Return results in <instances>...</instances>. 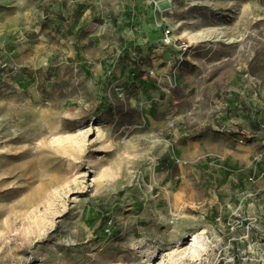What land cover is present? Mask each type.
Masks as SVG:
<instances>
[{
  "label": "rangeland",
  "instance_id": "obj_1",
  "mask_svg": "<svg viewBox=\"0 0 264 264\" xmlns=\"http://www.w3.org/2000/svg\"><path fill=\"white\" fill-rule=\"evenodd\" d=\"M0 264H264V0H0Z\"/></svg>",
  "mask_w": 264,
  "mask_h": 264
},
{
  "label": "bare ground",
  "instance_id": "obj_2",
  "mask_svg": "<svg viewBox=\"0 0 264 264\" xmlns=\"http://www.w3.org/2000/svg\"><path fill=\"white\" fill-rule=\"evenodd\" d=\"M191 238H192V241H193V240H196L197 236L193 235V236H191Z\"/></svg>",
  "mask_w": 264,
  "mask_h": 264
},
{
  "label": "crops",
  "instance_id": "obj_3",
  "mask_svg": "<svg viewBox=\"0 0 264 264\" xmlns=\"http://www.w3.org/2000/svg\"><path fill=\"white\" fill-rule=\"evenodd\" d=\"M198 145H200V143H196V144H195V146H198ZM188 146H190V145H188Z\"/></svg>",
  "mask_w": 264,
  "mask_h": 264
}]
</instances>
